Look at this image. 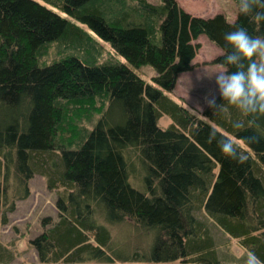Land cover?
I'll return each mask as SVG.
<instances>
[{
  "label": "trees",
  "instance_id": "16d2710c",
  "mask_svg": "<svg viewBox=\"0 0 264 264\" xmlns=\"http://www.w3.org/2000/svg\"><path fill=\"white\" fill-rule=\"evenodd\" d=\"M236 2L230 22L177 0H0V222L35 174L62 189L41 263L222 264L214 226L264 264V0ZM200 36L231 79L202 114L171 96ZM126 220L145 248H115Z\"/></svg>",
  "mask_w": 264,
  "mask_h": 264
},
{
  "label": "rangeland",
  "instance_id": "374dc122",
  "mask_svg": "<svg viewBox=\"0 0 264 264\" xmlns=\"http://www.w3.org/2000/svg\"><path fill=\"white\" fill-rule=\"evenodd\" d=\"M160 4L161 0H149ZM180 6L190 14L203 18L222 14L230 22L237 16L236 0H177ZM195 43L199 45L194 59V68L179 75L171 96L183 101L188 108L198 114L215 100V98L231 84L226 69L215 64L214 59L221 50L212 44L205 36H200ZM147 78H152L156 72L149 66L141 68ZM197 114V115H198ZM98 116V115H96ZM170 119L162 116L160 123L167 126ZM129 161V180L137 189H144L145 169L134 154H126ZM29 195L16 201L13 212L8 213L9 222H0V241L12 252V258L7 264H43L30 241L41 234L49 226H43L45 218L53 222L58 219L56 201L62 189H50L47 179L37 173L29 180ZM113 233V243L118 250H132L135 247L145 248L148 236L133 222L128 220L109 225ZM212 228L222 264H258L243 248L240 241L229 238L218 227ZM3 264V263H0Z\"/></svg>",
  "mask_w": 264,
  "mask_h": 264
}]
</instances>
